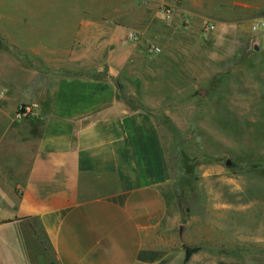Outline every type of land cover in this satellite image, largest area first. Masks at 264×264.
I'll return each instance as SVG.
<instances>
[{
	"label": "crops",
	"instance_id": "1",
	"mask_svg": "<svg viewBox=\"0 0 264 264\" xmlns=\"http://www.w3.org/2000/svg\"><path fill=\"white\" fill-rule=\"evenodd\" d=\"M42 1L37 11L28 4L26 22L11 25L0 49V264L224 258L236 241L216 231L220 205L180 202L156 116L163 73L210 79L226 67L203 49L212 10L204 0H108V10L94 9L96 0ZM162 2H173L165 21ZM228 2L238 1L219 0V10ZM126 27L138 43L123 40ZM230 27L211 34L226 41ZM147 42L160 53H148ZM165 58L176 67L164 69ZM20 104L32 109L16 119Z\"/></svg>",
	"mask_w": 264,
	"mask_h": 264
},
{
	"label": "rangeland",
	"instance_id": "2",
	"mask_svg": "<svg viewBox=\"0 0 264 264\" xmlns=\"http://www.w3.org/2000/svg\"><path fill=\"white\" fill-rule=\"evenodd\" d=\"M107 1L91 5L108 10ZM218 1L204 0L201 5L212 10L201 26L203 49L225 61L226 67L210 79L163 73L158 83L162 87L156 90L157 96L162 95L161 113L156 116L168 163L173 173L178 171L180 202L184 206L194 202L195 207L202 201L220 205L216 231L236 241L224 258L211 264H264V0H237L236 6L228 2L222 11ZM28 4L35 11L44 6L42 0H0V49L8 50L11 25L16 20L19 25L26 22ZM163 4L159 15L165 21L170 17L163 16ZM137 6L144 9L141 2ZM255 23L261 24L257 31L252 30ZM221 24L232 26L226 41L211 34ZM128 31L136 32L126 27L123 40L138 43L140 34L131 39ZM152 44L147 42L146 50ZM138 64L132 73L141 68ZM176 64V59L163 60L164 69ZM145 65L146 61L142 65L146 73L155 72L153 64H148V70ZM151 94L146 92L147 97Z\"/></svg>",
	"mask_w": 264,
	"mask_h": 264
},
{
	"label": "built area",
	"instance_id": "3",
	"mask_svg": "<svg viewBox=\"0 0 264 264\" xmlns=\"http://www.w3.org/2000/svg\"><path fill=\"white\" fill-rule=\"evenodd\" d=\"M162 12L165 18H169L171 16V5L169 2H164L162 6ZM261 26L260 23H255L252 26L253 31H257L259 27ZM127 36L131 39H136L138 37V34L134 31H128ZM148 50L152 53H159L161 51V48L157 45H150ZM2 91H0V94ZM32 106L29 104H20L18 108L15 111V118L21 119L22 117L28 115L31 112Z\"/></svg>",
	"mask_w": 264,
	"mask_h": 264
},
{
	"label": "trees",
	"instance_id": "4",
	"mask_svg": "<svg viewBox=\"0 0 264 264\" xmlns=\"http://www.w3.org/2000/svg\"><path fill=\"white\" fill-rule=\"evenodd\" d=\"M189 254H190V250L187 249V250H186V257H185V258H188Z\"/></svg>",
	"mask_w": 264,
	"mask_h": 264
},
{
	"label": "water",
	"instance_id": "5",
	"mask_svg": "<svg viewBox=\"0 0 264 264\" xmlns=\"http://www.w3.org/2000/svg\"><path fill=\"white\" fill-rule=\"evenodd\" d=\"M254 49H258L257 46L254 47ZM227 164H230V161H226Z\"/></svg>",
	"mask_w": 264,
	"mask_h": 264
}]
</instances>
